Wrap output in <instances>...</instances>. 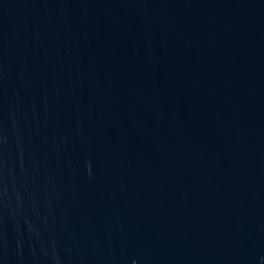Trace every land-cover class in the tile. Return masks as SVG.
Segmentation results:
<instances>
[{"label": "water", "instance_id": "water-1", "mask_svg": "<svg viewBox=\"0 0 264 264\" xmlns=\"http://www.w3.org/2000/svg\"><path fill=\"white\" fill-rule=\"evenodd\" d=\"M0 264H264V0H0Z\"/></svg>", "mask_w": 264, "mask_h": 264}]
</instances>
